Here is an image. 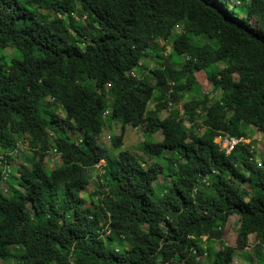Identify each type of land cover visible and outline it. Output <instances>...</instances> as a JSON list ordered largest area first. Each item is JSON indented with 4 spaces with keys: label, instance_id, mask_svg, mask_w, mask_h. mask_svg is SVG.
<instances>
[{
    "label": "trees",
    "instance_id": "1",
    "mask_svg": "<svg viewBox=\"0 0 264 264\" xmlns=\"http://www.w3.org/2000/svg\"><path fill=\"white\" fill-rule=\"evenodd\" d=\"M179 24L171 56L150 70L153 84L136 77L147 49L157 43L162 53ZM200 72L218 97L184 101ZM178 105L183 117H161ZM116 122L121 132L103 148L102 130ZM126 125L142 130V154L162 156L164 167L120 150ZM248 127L264 134V0H0V156L21 135L31 153L15 184H0V260L201 264L205 252L203 264H232L253 234L263 263L264 160ZM217 136L242 140L225 154ZM51 151L60 160L49 169ZM96 166L103 190L93 209L80 194ZM159 174L170 182L157 196ZM231 216L234 245L221 242Z\"/></svg>",
    "mask_w": 264,
    "mask_h": 264
},
{
    "label": "rangeland",
    "instance_id": "2",
    "mask_svg": "<svg viewBox=\"0 0 264 264\" xmlns=\"http://www.w3.org/2000/svg\"><path fill=\"white\" fill-rule=\"evenodd\" d=\"M248 0H240V5L241 6H247ZM241 9V8H239ZM75 17V16H74ZM182 30V25L179 24L175 27L174 31H173V35L171 36V38L169 39V41L166 43V48L165 50L160 53L161 49H160V44L157 45V43H155L154 46H151L149 49H147V56L146 58L141 62V66L136 67L133 70V73L136 77H140L141 75H144L145 78H147L148 82L150 84H153V78L152 75L150 74V70L154 67H157L158 65H161L163 63V59L166 56H171L172 54V50H171V41H172V37H174L176 34H179ZM197 39V38H195ZM202 41H206V38L202 37L201 38ZM160 50V51H159ZM2 54L6 57V58H11L13 56L16 55L15 50L13 48H6ZM173 60H175L179 66L180 64V59L178 58H174L172 57ZM221 67V65L219 66ZM197 79L198 82L200 84V86L197 88V92H191V93H186L184 94V101L189 100L192 96H197V97H201L202 94H206L208 93V95L210 96V99L213 100L215 98L218 97L219 93H215L213 94L211 92V84H209V82L206 79V74L204 72H200L199 74H197ZM234 79H237V76L234 75L233 76ZM156 94L153 95V99L150 101V106L153 107L155 105V103L158 101V99H156ZM182 104V103H181ZM180 105L178 106H168V108L166 110H164L161 113V117H165L167 116L170 112H172L173 109L178 110L180 109ZM204 119V116L201 115L198 119V124H200V122ZM188 124V123H187ZM187 127L190 126L189 124L186 125ZM104 129V128H103ZM107 129V131H106ZM121 123L120 122H116L113 123L112 125H109L108 127H105L104 130H102V133L100 135V139H99V144L103 147V148H108L109 147V142H110V137L111 136H118L121 132ZM195 131L198 134H201L202 129L195 127ZM77 135H79L78 132H76ZM247 134L249 136L250 139H248L247 143H249L252 148H254L257 152L256 154V159L258 163H261L264 160V134L257 132L256 129L254 127H248L247 128ZM123 136H124V141H123V145L120 148V150H127L129 152H131L132 154H134L138 159L141 160V162L143 163L144 166H148L152 163H157L160 166L164 167L165 166V161L163 159V157H156V158H148L147 156L142 154V151L140 149V144L142 143V141L144 140V135L142 133V130L140 128H131V126L126 125L123 131ZM153 141H160L162 139V134L160 132L155 133L152 136ZM22 152H17V154L15 156H12L10 161L12 162V169H11V174L9 175V177L7 178V185L8 183H12L15 184V179L14 177L16 176L17 172H16V167L19 166L20 164L24 163V159L30 155V151L29 149H25ZM119 150V151H120ZM21 155H20V154ZM110 157L115 156L116 152L110 151L109 152ZM60 160L59 155L54 152L51 151L50 153H48L47 157H46V166L49 169H52L55 165L58 164ZM102 164V162H101ZM100 164V165H101ZM101 171L99 169L98 166H96L93 169H90L89 171H87V177L89 179V184L88 186L85 188V190H83L80 194V196L83 199V206L86 207H91L93 209H95L97 207V203L100 200V195L98 194H94V191H102V187H101V181H100V176ZM169 180H164L162 175L159 174L157 176L156 181L153 184L155 193L157 194V196H160L163 192L164 189L166 187L167 184H169ZM245 188L251 192V187L249 185H245ZM237 217L235 216H231L225 226V233L223 234L222 237V241L224 242L223 244H228V245H234V236L236 233V228H237ZM205 237V236H204ZM206 239V237H205ZM221 242H215L214 247L218 248L219 244ZM226 242V243H225ZM248 243L251 246H248L245 250L243 251H237L234 255V261L233 264H255L256 263V259H255V253L253 252V245L255 243V237L252 235H250L248 237ZM204 243H202L203 246ZM115 246V245H114ZM114 248H118V246H115ZM17 250V249H16ZM264 253V251H263ZM0 264H18L16 261L14 260H9V261H2L0 260ZM260 264H264L260 263Z\"/></svg>",
    "mask_w": 264,
    "mask_h": 264
},
{
    "label": "built area",
    "instance_id": "3",
    "mask_svg": "<svg viewBox=\"0 0 264 264\" xmlns=\"http://www.w3.org/2000/svg\"><path fill=\"white\" fill-rule=\"evenodd\" d=\"M178 114L180 117H183V112L182 109H178ZM107 113V112H106ZM189 124V123H188ZM187 122H184V125H188ZM190 125V124H189ZM187 127V126H186ZM189 127V126H188ZM242 139H235L229 136H217L214 138V142L219 146V149L221 151H223L225 154H228L234 145H236L238 142H240ZM20 148H25V149H29L27 147V138L24 135L21 136H16L15 140H14V148L11 152L9 153H5L4 155L0 156V169L2 172V179L0 184L2 185L1 188L3 189L4 192L7 191V188L4 186V184L7 181V178L9 177V175L11 174V167H12V162L11 161H7V157L9 156H15L18 152V149ZM198 182L203 183L204 185H208V176L204 175L201 176L198 179ZM194 191V190H193ZM201 241L202 243H204L205 241V237L202 236L201 237ZM202 249H205V244H203ZM193 254H196L195 250H192ZM204 255L205 252L203 253V255H197L196 260L199 261L201 264H203L204 262Z\"/></svg>",
    "mask_w": 264,
    "mask_h": 264
},
{
    "label": "clouds",
    "instance_id": "4",
    "mask_svg": "<svg viewBox=\"0 0 264 264\" xmlns=\"http://www.w3.org/2000/svg\"><path fill=\"white\" fill-rule=\"evenodd\" d=\"M15 137H16V136H15ZM11 157H12V156H11ZM101 165H103V163H102ZM98 167H99V169H100L101 166H98ZM11 169H12V167H11ZM16 176H18V173L16 174Z\"/></svg>",
    "mask_w": 264,
    "mask_h": 264
},
{
    "label": "crops",
    "instance_id": "5",
    "mask_svg": "<svg viewBox=\"0 0 264 264\" xmlns=\"http://www.w3.org/2000/svg\"><path fill=\"white\" fill-rule=\"evenodd\" d=\"M134 129H136V128H134ZM106 131H107V129H106ZM254 236V235H253ZM255 237V236H254ZM233 259H234V257H233ZM232 261H234V260H232ZM232 264H233V262H232Z\"/></svg>",
    "mask_w": 264,
    "mask_h": 264
}]
</instances>
